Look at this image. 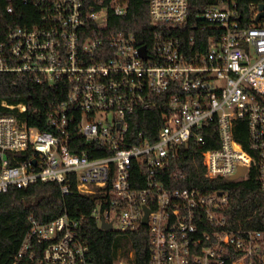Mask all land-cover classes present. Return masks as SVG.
I'll use <instances>...</instances> for the list:
<instances>
[{
	"label": "built area",
	"instance_id": "built-area-1",
	"mask_svg": "<svg viewBox=\"0 0 264 264\" xmlns=\"http://www.w3.org/2000/svg\"><path fill=\"white\" fill-rule=\"evenodd\" d=\"M1 1L0 34L21 0ZM22 1L38 16L2 30L0 72L57 86L64 96L46 109L44 129L0 115V193L57 182L67 194L74 180L92 198L100 228H145L149 264H263L264 234L229 225L226 190L174 182L186 178L181 161L199 152L200 130L214 124L218 146L200 152L204 177L230 180L244 167L235 180L254 169L264 189V9L256 20L259 4L245 12L236 0H211L194 23L197 36L184 43L170 28L186 23L190 0H149L154 30L146 44L115 29L116 21L109 29V10L125 16L127 0ZM164 94L156 134L129 131L134 112L152 109ZM238 120L246 122L247 147L235 138ZM8 264L95 263L78 221L63 214L48 222L29 217Z\"/></svg>",
	"mask_w": 264,
	"mask_h": 264
},
{
	"label": "trees",
	"instance_id": "trees-1",
	"mask_svg": "<svg viewBox=\"0 0 264 264\" xmlns=\"http://www.w3.org/2000/svg\"><path fill=\"white\" fill-rule=\"evenodd\" d=\"M149 0H127V14L114 17L109 10V29L114 21L115 29L124 28L135 33L137 38L148 44L153 35L148 15ZM245 12L248 5L264 4V0H236ZM211 0H190L189 14L186 23L181 27L170 28L185 43L190 36H197L195 21L202 7ZM4 8V1L0 3ZM38 16L35 7L22 0L18 1L15 11L6 16L1 24L2 30L8 25L29 26ZM163 27V26H162ZM156 28H161L160 25ZM194 49V47H191ZM64 96V90L57 86L37 84L29 80L27 75H16L12 72H0V115L16 114L39 129H44L45 111L50 104L56 103ZM167 94L161 95L160 104L152 109L132 115L129 131H142L144 134H156L162 125L161 114L165 110L162 100ZM8 105L25 104L24 114L9 109ZM204 139L199 152L189 154L181 164L186 167L187 176L174 182L175 186L195 187L201 191L226 190L229 201L224 209L229 225L236 227L238 222L244 229L258 230L264 234V189L252 169L245 179H208L204 177L201 162L202 150L218 146L216 125L209 124L200 130ZM235 138L247 147L245 120L236 121ZM154 138V137H153ZM19 157L28 154H18ZM94 202L91 197L76 190V183L71 180L70 191L63 194L57 182H37L26 188L10 187L0 193V264H8L17 251L21 239L29 227V217L39 222L51 221L63 214L78 221L79 232L89 248V255L95 264H115L126 261L127 264H149V238L144 227L132 232H117L101 229L96 219L90 215ZM264 264V263H263Z\"/></svg>",
	"mask_w": 264,
	"mask_h": 264
},
{
	"label": "water",
	"instance_id": "water-1",
	"mask_svg": "<svg viewBox=\"0 0 264 264\" xmlns=\"http://www.w3.org/2000/svg\"><path fill=\"white\" fill-rule=\"evenodd\" d=\"M259 9L261 10V12L258 14L256 20L263 15V9H264V4H259ZM140 53L143 57H145V47L144 46H141L140 47ZM34 162V161H33ZM244 171H245V168L242 167L240 168V170L232 175L229 179L230 180H235L236 178H238L239 176H242L244 174ZM143 222L146 223V216L144 217L143 219ZM101 229H104V230H111V224L110 223H105V222H102L101 224ZM123 264H126V263H123Z\"/></svg>",
	"mask_w": 264,
	"mask_h": 264
},
{
	"label": "rangeland",
	"instance_id": "rangeland-1",
	"mask_svg": "<svg viewBox=\"0 0 264 264\" xmlns=\"http://www.w3.org/2000/svg\"><path fill=\"white\" fill-rule=\"evenodd\" d=\"M120 261L116 262L115 264H120ZM122 263H126V261H122ZM127 264V263H126Z\"/></svg>",
	"mask_w": 264,
	"mask_h": 264
}]
</instances>
